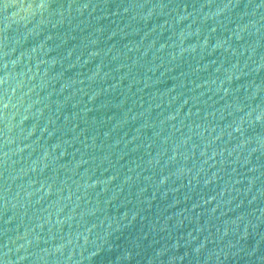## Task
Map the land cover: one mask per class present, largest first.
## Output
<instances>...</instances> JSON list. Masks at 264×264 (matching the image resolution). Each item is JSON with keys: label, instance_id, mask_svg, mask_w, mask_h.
Returning <instances> with one entry per match:
<instances>
[{"label": "water", "instance_id": "1", "mask_svg": "<svg viewBox=\"0 0 264 264\" xmlns=\"http://www.w3.org/2000/svg\"><path fill=\"white\" fill-rule=\"evenodd\" d=\"M0 264H264V0H0Z\"/></svg>", "mask_w": 264, "mask_h": 264}]
</instances>
